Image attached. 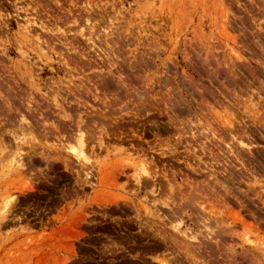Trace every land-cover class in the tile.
<instances>
[{
	"label": "rangeland",
	"instance_id": "obj_1",
	"mask_svg": "<svg viewBox=\"0 0 264 264\" xmlns=\"http://www.w3.org/2000/svg\"><path fill=\"white\" fill-rule=\"evenodd\" d=\"M0 264H264V0H0Z\"/></svg>",
	"mask_w": 264,
	"mask_h": 264
},
{
	"label": "bare ground",
	"instance_id": "obj_2",
	"mask_svg": "<svg viewBox=\"0 0 264 264\" xmlns=\"http://www.w3.org/2000/svg\"><path fill=\"white\" fill-rule=\"evenodd\" d=\"M12 99V98H11ZM19 119V118H18ZM23 119V117H21V120ZM22 122V121H21ZM28 128V127H27ZM78 142H79V144L82 146L84 143V140H83V137H82V135H79L78 134ZM242 144V143H241ZM240 145V144H239ZM187 207V206H186Z\"/></svg>",
	"mask_w": 264,
	"mask_h": 264
}]
</instances>
